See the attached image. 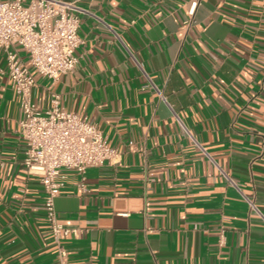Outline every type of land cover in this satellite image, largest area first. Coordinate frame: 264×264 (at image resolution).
<instances>
[{"label": "crops", "instance_id": "obj_1", "mask_svg": "<svg viewBox=\"0 0 264 264\" xmlns=\"http://www.w3.org/2000/svg\"><path fill=\"white\" fill-rule=\"evenodd\" d=\"M78 5V64L32 99L60 95L118 154L66 172L68 264H264V3ZM20 118L0 52V264H57Z\"/></svg>", "mask_w": 264, "mask_h": 264}, {"label": "built area", "instance_id": "obj_2", "mask_svg": "<svg viewBox=\"0 0 264 264\" xmlns=\"http://www.w3.org/2000/svg\"><path fill=\"white\" fill-rule=\"evenodd\" d=\"M82 1L0 0V52L5 56V73L21 113L23 166L40 178L45 195L44 214L57 264H68L63 241L77 232L60 223L55 210V199L64 185L66 172L83 177L88 168L101 166L118 154L86 117L62 106L60 95L53 93L46 109L32 99L35 76L56 82L77 66L76 52L83 44L79 26L80 15L85 11L78 5ZM198 2L191 0V5ZM18 50L25 53L27 62ZM249 205L258 212L251 201Z\"/></svg>", "mask_w": 264, "mask_h": 264}]
</instances>
